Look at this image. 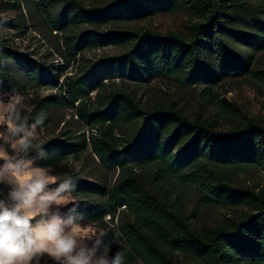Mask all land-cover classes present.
Returning <instances> with one entry per match:
<instances>
[{"label":"trees","instance_id":"16d2710c","mask_svg":"<svg viewBox=\"0 0 264 264\" xmlns=\"http://www.w3.org/2000/svg\"><path fill=\"white\" fill-rule=\"evenodd\" d=\"M33 1L54 30L66 32L67 50L61 55L66 68L76 65L74 73L59 86L57 74L0 34L2 86L11 84L7 63L20 64L36 80L59 86L26 116L43 113L45 127L54 107H71L73 116L90 128L88 136L65 128L56 137L40 138L47 156L36 162L54 170L89 153L103 171L117 172L113 183L84 178L78 171L58 179L78 181L72 194L79 205L72 213L77 221L95 222L109 255L121 252L125 264H264V189L231 183L241 170L264 168V122L233 105L240 120L221 129L215 121L189 119L176 103L144 101L134 86H125L161 78L184 86L215 84L247 76L264 89V70L252 68V57H242L230 43L264 50V4L244 19L232 0ZM86 1L92 2L86 6ZM178 11L187 14L185 32L118 27ZM240 18L253 32L236 25ZM109 25V30L99 29ZM108 44L125 50L96 63L80 62L84 50ZM186 198L196 207L245 210L200 230L192 225L195 213L189 214Z\"/></svg>","mask_w":264,"mask_h":264},{"label":"rangeland","instance_id":"374dc122","mask_svg":"<svg viewBox=\"0 0 264 264\" xmlns=\"http://www.w3.org/2000/svg\"><path fill=\"white\" fill-rule=\"evenodd\" d=\"M91 2L86 1L85 5L89 6ZM231 3L236 4L232 6L233 9L241 8L239 13L244 19H248L246 16L249 15L251 9H258L264 4L263 0H232ZM242 19L237 20L236 25L246 32H253L252 25L248 20ZM186 24L187 14L178 11L157 13L145 20L118 27L131 30L151 28L166 33L185 32ZM112 27V25L101 26L99 29L105 31ZM65 33L54 30L44 20L33 0H0V34L21 52L46 66L53 75L57 74L59 86L66 75L74 73L73 67L76 66L71 63L66 68L67 62L61 55V52L67 50L63 39ZM230 43L242 57H252V68L264 70V50H255L241 43ZM124 50L125 47L118 44L86 49L80 55V62L83 64L96 63L105 57L120 54ZM7 66L11 84L6 90L16 89L24 95V115H27L41 98L58 91L59 86L55 87L52 84H44L40 79L36 80L35 76L20 64L9 61ZM136 85L139 86L136 87ZM125 86L130 88L134 86L138 96H141L144 101H159L164 104L176 103L189 119L194 120L200 117L215 121L221 129H228L240 120V113L235 110L233 105L249 116L257 117L264 122V89L253 86L251 79H248L247 76L224 78L215 84L198 82L184 86L177 79L161 78L150 83L137 84V82L131 81ZM91 94L95 96L96 92ZM65 128H70L78 136L90 134V128L73 116L71 107L61 106L51 110L47 126L39 130V137H56ZM2 131L3 129H0V132ZM49 171L57 179L74 171H78L79 175L84 178L107 183H113L117 177V172L114 170L103 171L98 165L96 157L89 153H85L80 158L71 157L59 167L54 170L49 169ZM231 183L235 186L250 187L259 192L264 189V168L252 166L241 170L235 173ZM72 200L75 201L73 195ZM185 205H187L189 214L195 213V216L191 217V222L200 230L215 225L225 216L238 214L245 210L243 207H196L191 198L185 199ZM63 215L65 217L69 215L67 207L63 210ZM106 218L108 219L109 216ZM78 223L85 236L95 238L101 232L95 222ZM39 264H54V262L44 256L39 258Z\"/></svg>","mask_w":264,"mask_h":264},{"label":"clouds","instance_id":"9594fccd","mask_svg":"<svg viewBox=\"0 0 264 264\" xmlns=\"http://www.w3.org/2000/svg\"><path fill=\"white\" fill-rule=\"evenodd\" d=\"M24 101L0 81V264H39L44 256L54 264H125L121 252L109 255L103 234L82 233L72 215L77 179L58 180L37 164L47 156L39 137L45 117L24 115Z\"/></svg>","mask_w":264,"mask_h":264}]
</instances>
